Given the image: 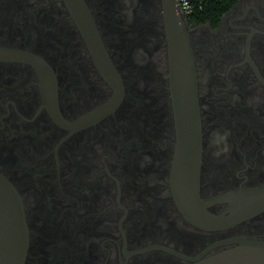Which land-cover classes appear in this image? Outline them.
Instances as JSON below:
<instances>
[{
    "label": "flooded vegetation",
    "instance_id": "af4514ba",
    "mask_svg": "<svg viewBox=\"0 0 264 264\" xmlns=\"http://www.w3.org/2000/svg\"><path fill=\"white\" fill-rule=\"evenodd\" d=\"M166 13L193 49L208 227L173 191ZM0 173L22 200L24 264H190L264 239V0L200 21L179 0H0Z\"/></svg>",
    "mask_w": 264,
    "mask_h": 264
},
{
    "label": "water",
    "instance_id": "95a60500",
    "mask_svg": "<svg viewBox=\"0 0 264 264\" xmlns=\"http://www.w3.org/2000/svg\"><path fill=\"white\" fill-rule=\"evenodd\" d=\"M172 14H165V28L177 136L173 191L185 215L199 226L208 227L206 224L216 223V217L206 212L200 201L198 203L202 132L193 49L185 23ZM91 51L100 71L115 85L119 84L104 48L91 45ZM14 53L11 49L1 52L3 55ZM221 243L232 245L211 254L201 252L192 258L190 264H264V239L239 235ZM27 246L28 231L21 197L14 185L0 173V264H24Z\"/></svg>",
    "mask_w": 264,
    "mask_h": 264
},
{
    "label": "trees",
    "instance_id": "16d2710c",
    "mask_svg": "<svg viewBox=\"0 0 264 264\" xmlns=\"http://www.w3.org/2000/svg\"><path fill=\"white\" fill-rule=\"evenodd\" d=\"M192 12L184 13L194 21L205 19L217 20L222 12L227 10L236 0H189Z\"/></svg>",
    "mask_w": 264,
    "mask_h": 264
},
{
    "label": "built area",
    "instance_id": "2783aa9c",
    "mask_svg": "<svg viewBox=\"0 0 264 264\" xmlns=\"http://www.w3.org/2000/svg\"><path fill=\"white\" fill-rule=\"evenodd\" d=\"M180 7L183 13H191L192 12V4L189 0H179Z\"/></svg>",
    "mask_w": 264,
    "mask_h": 264
}]
</instances>
